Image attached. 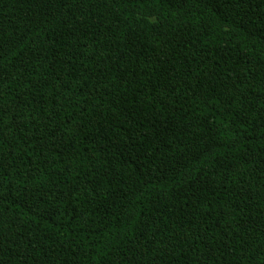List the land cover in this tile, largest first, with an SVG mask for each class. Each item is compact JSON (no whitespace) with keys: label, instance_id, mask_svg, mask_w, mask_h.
I'll return each instance as SVG.
<instances>
[{"label":"trees","instance_id":"1","mask_svg":"<svg viewBox=\"0 0 264 264\" xmlns=\"http://www.w3.org/2000/svg\"><path fill=\"white\" fill-rule=\"evenodd\" d=\"M0 264H264V0H0Z\"/></svg>","mask_w":264,"mask_h":264}]
</instances>
